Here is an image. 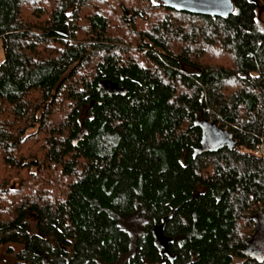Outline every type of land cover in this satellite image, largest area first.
I'll return each instance as SVG.
<instances>
[{
	"label": "trees",
	"instance_id": "16d2710c",
	"mask_svg": "<svg viewBox=\"0 0 264 264\" xmlns=\"http://www.w3.org/2000/svg\"><path fill=\"white\" fill-rule=\"evenodd\" d=\"M232 1L218 16L0 0V244L22 245L13 264H264L245 251L264 213V0ZM205 120L234 144L203 146ZM164 216L172 256L151 232Z\"/></svg>",
	"mask_w": 264,
	"mask_h": 264
},
{
	"label": "water",
	"instance_id": "95a60500",
	"mask_svg": "<svg viewBox=\"0 0 264 264\" xmlns=\"http://www.w3.org/2000/svg\"><path fill=\"white\" fill-rule=\"evenodd\" d=\"M169 7L193 13L226 16L233 12L234 3L232 0H160ZM203 146L216 148L222 145L234 144L229 131L221 127L214 121H203ZM167 216L162 217L160 222H156L151 227V232L155 246L160 254L172 256L169 243L173 240L171 235L164 232Z\"/></svg>",
	"mask_w": 264,
	"mask_h": 264
},
{
	"label": "rangeland",
	"instance_id": "374dc122",
	"mask_svg": "<svg viewBox=\"0 0 264 264\" xmlns=\"http://www.w3.org/2000/svg\"><path fill=\"white\" fill-rule=\"evenodd\" d=\"M257 20L259 23V26L264 29V7H262L259 3V8L257 11ZM4 58V50H3V43L0 38V62ZM183 70L186 72H193L195 69L188 66H183ZM82 116H85L86 113L83 111L81 113ZM199 190H202V188H198ZM257 220V229L255 233L251 235L250 241L248 243V248L245 249V251H249L256 253L259 257H261L264 254V213L259 212L256 215ZM27 219L30 222L31 229H34L33 223H34V217L33 215H29ZM140 220L138 219L136 221L129 222V225L131 228L136 231L140 227ZM22 247L20 243L17 242H8L6 244H0V264H13L15 261V254L16 252ZM241 258L236 257L235 261H240ZM116 264H120V261H118Z\"/></svg>",
	"mask_w": 264,
	"mask_h": 264
},
{
	"label": "built area",
	"instance_id": "2783aa9c",
	"mask_svg": "<svg viewBox=\"0 0 264 264\" xmlns=\"http://www.w3.org/2000/svg\"><path fill=\"white\" fill-rule=\"evenodd\" d=\"M256 152H263V147H262V145H260V147L258 148V150H256Z\"/></svg>",
	"mask_w": 264,
	"mask_h": 264
}]
</instances>
